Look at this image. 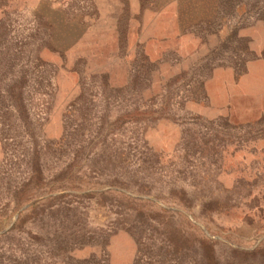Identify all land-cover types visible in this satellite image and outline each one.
<instances>
[{"label":"rangeland","instance_id":"374dc122","mask_svg":"<svg viewBox=\"0 0 264 264\" xmlns=\"http://www.w3.org/2000/svg\"><path fill=\"white\" fill-rule=\"evenodd\" d=\"M0 264H264V0H0Z\"/></svg>","mask_w":264,"mask_h":264}]
</instances>
